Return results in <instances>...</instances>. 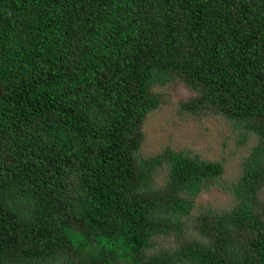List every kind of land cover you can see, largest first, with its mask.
<instances>
[{"label": "trees", "instance_id": "1", "mask_svg": "<svg viewBox=\"0 0 264 264\" xmlns=\"http://www.w3.org/2000/svg\"><path fill=\"white\" fill-rule=\"evenodd\" d=\"M254 140L206 246L144 261L223 165L139 156L154 88ZM166 182L155 188L154 172ZM264 264V0H0V264Z\"/></svg>", "mask_w": 264, "mask_h": 264}, {"label": "rangeland", "instance_id": "2", "mask_svg": "<svg viewBox=\"0 0 264 264\" xmlns=\"http://www.w3.org/2000/svg\"><path fill=\"white\" fill-rule=\"evenodd\" d=\"M154 93L160 97L161 104L145 117L142 124L139 156L148 159L165 150L180 151L203 161L219 162L224 172L191 200L192 210L182 219L176 233L171 231L150 239L149 247L143 253L144 261L164 253L176 254L188 246L208 245V239L200 233L199 219L207 212L222 213L232 207L229 189L240 177L243 160L254 144L251 139L241 144L231 123L214 111L196 115L185 112L182 104L197 98L198 93L181 79L155 87ZM152 181L155 188L164 186L166 169L162 167L154 172Z\"/></svg>", "mask_w": 264, "mask_h": 264}]
</instances>
